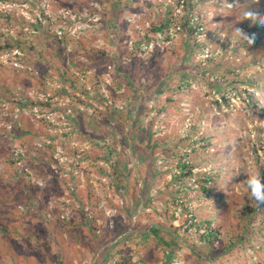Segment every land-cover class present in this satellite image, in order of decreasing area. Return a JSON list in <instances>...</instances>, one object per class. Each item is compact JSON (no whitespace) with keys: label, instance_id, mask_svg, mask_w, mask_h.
I'll list each match as a JSON object with an SVG mask.
<instances>
[{"label":"rangeland","instance_id":"1","mask_svg":"<svg viewBox=\"0 0 264 264\" xmlns=\"http://www.w3.org/2000/svg\"><path fill=\"white\" fill-rule=\"evenodd\" d=\"M133 1L117 36L104 18L118 0H0V264H94L99 239L96 264H264V205L244 184L264 170V23L242 15L251 0H191L205 19L199 32L160 35L132 54L141 27L177 0ZM252 6L264 15V0ZM118 42L129 67L116 75ZM198 61L218 71L199 80ZM183 63L190 69L176 73ZM201 135L219 146L194 151ZM181 152L214 177L210 191L178 180ZM193 216L213 221L220 240L201 241ZM154 225L165 233H149ZM238 228L246 242L220 253ZM173 230L176 244L165 236Z\"/></svg>","mask_w":264,"mask_h":264},{"label":"trees","instance_id":"2","mask_svg":"<svg viewBox=\"0 0 264 264\" xmlns=\"http://www.w3.org/2000/svg\"><path fill=\"white\" fill-rule=\"evenodd\" d=\"M121 2H122V0H118V5H114L113 3H111L110 4V6H111L110 11L108 14H106V17L104 18V22H105L104 26H106V24H107L108 25L107 28H109L110 33H115V34H117V36L121 35L123 33L121 23L118 22L117 19L120 16H122V13L128 12L129 10H131L133 8V5L136 3V1L132 0L126 6L120 8ZM68 6L70 8H72L73 5L70 4ZM196 6H197L196 3H192L191 0H177V2H174V4H172V6H170L168 8V10L166 11L167 16L163 17L162 20H160L159 22H149L144 27L143 26L141 27V30L144 32V35L137 41V44L135 45L136 48L133 49L132 54H136L137 51L142 50L141 48H143V47L146 48V47L155 46V44L157 43V39H160V35H165V40H167V41L172 40L179 33L182 34L183 36H185L186 38H192V36L194 34L199 32V29L201 27H203L204 23H205V21H204L205 19L202 18V16L199 13L196 17V13L194 12V9L196 8ZM176 7H181V12H182L181 15H179L181 12L179 14L174 15L173 9ZM140 23L141 24L143 23V19H142V22L139 21L137 23V25H135V24L132 25L134 33L137 34V36H138V32L140 31V27H139ZM262 30H263V28L260 27L258 29V32L262 31ZM61 43H63V42L58 41V44H61ZM67 43L68 42L66 41L65 44H67ZM114 45L117 48V52H116V56L114 57V59L112 61L114 62L115 67H116L115 68L116 75H118L121 71H123V72L127 71L129 65L125 66L124 58H123L122 53H121L122 52L121 51V49H122L121 48V42H118ZM7 46H6V48H11V46H9V45H7ZM0 50H1V47H0ZM59 52H60V54L63 53V51L60 48H59ZM63 54H64L63 58H65V53H63ZM102 55H106V54H104L102 52ZM89 58H91L90 59L91 62L96 61V59L93 57V55H92V57H89ZM210 58H212V57H210ZM210 58L206 59L207 63H214L213 58L212 59H210ZM200 64H201V62L198 61L197 66L200 68V70L196 71V75L199 77V80H202L203 77L205 76V74H207L209 72L211 74H212V72L215 73V71H218V68H219V67H214V68L206 69V68L200 67ZM186 68L190 69V66H188L186 64H184V66L183 65L175 66V68L173 70L176 73L182 72V74H184ZM219 70H221V69H219ZM226 71L231 72L235 77H238L237 69H234V71H229V70H226ZM67 72L68 71H63L62 75L66 76ZM71 77L73 78V82L78 80V78L73 77V74L71 75ZM84 78H85V76H84ZM179 88H180V86H178L175 89L179 90ZM233 90L236 91V92H234V95L239 96L238 89L234 88ZM249 98L251 100H253L250 96H249ZM221 99L224 100L225 102H228L227 101L228 99H226L224 97H221ZM167 101H168V103H173L172 99H168ZM45 104H46V106H48V103H45ZM193 128H196V126L195 127L193 126ZM211 145L219 146L218 143L215 144V142H212L208 139H205L202 135L198 141L192 142V144H191L192 147L196 146L193 150L197 151V152L199 150H205L206 148L210 147ZM254 152L257 153V151H254ZM174 157L177 159V161L175 163L176 165L174 166V169H176L180 172L178 175L179 181H181V179L189 180V179L193 178L195 184L198 187L199 192L207 193L208 191L211 190V183L215 182V179L213 176H210L209 173H207V172L201 173V172L195 171L196 165H193L190 162L188 163V161L185 160V158H186L185 153L181 152L180 155L174 154ZM256 158L259 160V157L256 156ZM121 167H123L122 155L119 154L116 157L115 164L113 165L114 175H116V173H119L121 171ZM260 168L262 169V166ZM100 171L102 172V168H100ZM260 173L264 176V170L263 169L260 171ZM263 183H264V178H263ZM175 205L177 206V203ZM39 211L42 212V208H40ZM191 219L196 220V222H197V223H195L196 232H199V230H202V233L199 232V235H198L199 239L201 241L208 242V241H210V239L220 240L221 234H219L218 231L214 230L213 226H215V225L213 224V221L206 220V221L201 222V221H198L195 216L191 217ZM32 225H33V223L30 226H32ZM193 226H194V224L192 225V223H191L190 228H192ZM248 226L249 225H247L246 227H248ZM201 228H203V229H201ZM237 230H234L230 235H225L224 240H226V241L221 245L222 251L220 253L225 252V254H228L230 251H232L231 248H232L233 244L242 246L246 242L245 237H246L247 231L244 232V229H243V231L241 233H239L240 232L239 228ZM7 231H8L7 228L4 227V228L0 229V234H5ZM24 232H26V235L30 234V231L27 228H24ZM148 232L152 233L153 235L160 233V232L165 233L160 226H156V225H154V227H152L151 230ZM145 233H147V231H145L142 226L136 225L135 227L133 226L131 234L137 235V237H139V240H141V238L143 237V235ZM166 233H168V234H166L165 236H167V238L170 237L171 241H173L174 244H176L177 243L176 239L179 238L176 230H173V232L171 231V232H166ZM128 236H130V234ZM101 241L103 242L102 239H99L98 243H91V246H89V249H88L91 253V257H93V261H95L94 264H96V262H99L102 259L101 255H98V253H99L98 248H100L102 246ZM243 241H244V243H243ZM13 245H15V243ZM18 248L22 251L23 247H22V245H20ZM29 249H30V252L35 254L36 256L41 255V253L38 249H35L32 247H30ZM44 249L45 248H43L42 251L46 252V250H44ZM9 250H12V249H9ZM14 252H17V250L14 249ZM99 254H102V253H99ZM97 256H98V258H97ZM18 258L19 257L17 255L12 260L16 261V260H18ZM62 260L59 262V264H64ZM142 261H143V264H148L147 261H145V260H142ZM26 263H24V264H26ZM115 264H124V263L117 262Z\"/></svg>","mask_w":264,"mask_h":264},{"label":"clouds","instance_id":"3","mask_svg":"<svg viewBox=\"0 0 264 264\" xmlns=\"http://www.w3.org/2000/svg\"><path fill=\"white\" fill-rule=\"evenodd\" d=\"M241 11L244 17H251L254 20L258 18L261 23H264V15H260L259 17H257L256 14L260 10L258 7L252 6V0L251 3L247 7H244ZM235 30L238 33L243 31L239 24L235 26ZM243 34L247 36L249 39L252 38V35L247 31H243ZM244 184L246 188L249 190L252 199L256 201L257 206L260 207L264 205V183L261 182V174L255 173L252 175H248L247 179L244 180Z\"/></svg>","mask_w":264,"mask_h":264}]
</instances>
